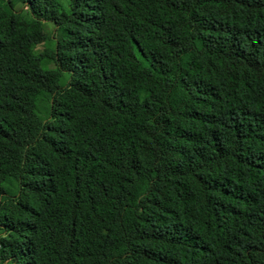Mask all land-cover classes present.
<instances>
[{
  "label": "trees",
  "instance_id": "obj_1",
  "mask_svg": "<svg viewBox=\"0 0 264 264\" xmlns=\"http://www.w3.org/2000/svg\"><path fill=\"white\" fill-rule=\"evenodd\" d=\"M0 264H264V0H0Z\"/></svg>",
  "mask_w": 264,
  "mask_h": 264
}]
</instances>
